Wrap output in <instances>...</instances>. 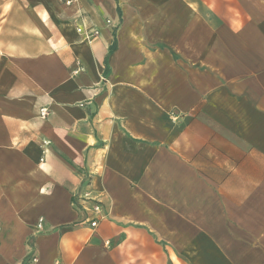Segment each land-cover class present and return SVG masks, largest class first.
I'll return each mask as SVG.
<instances>
[{"label":"crops","instance_id":"1","mask_svg":"<svg viewBox=\"0 0 264 264\" xmlns=\"http://www.w3.org/2000/svg\"><path fill=\"white\" fill-rule=\"evenodd\" d=\"M0 264H264V0L0 2Z\"/></svg>","mask_w":264,"mask_h":264},{"label":"built area","instance_id":"2","mask_svg":"<svg viewBox=\"0 0 264 264\" xmlns=\"http://www.w3.org/2000/svg\"><path fill=\"white\" fill-rule=\"evenodd\" d=\"M65 3L67 5H69L71 3L70 0H66ZM108 23V22H107ZM74 30L80 34L83 35V37L86 40H89L91 37L96 36L98 33L96 30H86V26L84 21H80L79 24L74 26ZM40 116L42 118H45L47 116V109L42 108L40 110ZM81 200L84 201L85 203H88L89 205L86 206L85 204H82V207L86 208V211L89 212V215L91 216L90 220L87 222L88 225L91 228H96L99 221L104 217L103 213H102V204L99 200V198H91L88 194L85 195L84 197H81ZM37 229L41 230L42 229V220H39L38 224H37ZM33 261H35V258H33Z\"/></svg>","mask_w":264,"mask_h":264},{"label":"rangeland","instance_id":"3","mask_svg":"<svg viewBox=\"0 0 264 264\" xmlns=\"http://www.w3.org/2000/svg\"><path fill=\"white\" fill-rule=\"evenodd\" d=\"M2 1H5V0H0V2H2ZM66 1V0H65ZM71 1V0H70ZM66 4V3H65ZM71 4V3H70ZM76 32V31H75ZM78 34V33H77ZM80 35V34H79Z\"/></svg>","mask_w":264,"mask_h":264}]
</instances>
